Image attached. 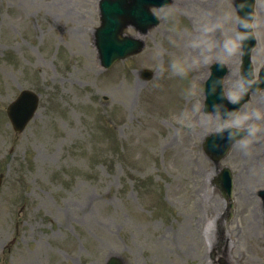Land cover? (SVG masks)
<instances>
[{
  "label": "rangeland",
  "instance_id": "374dc122",
  "mask_svg": "<svg viewBox=\"0 0 264 264\" xmlns=\"http://www.w3.org/2000/svg\"><path fill=\"white\" fill-rule=\"evenodd\" d=\"M98 1L0 0V99L20 89L41 95L21 135L1 126L7 263L105 264L117 256L123 264H264L257 196L264 189V120L250 122L258 131L247 151L235 144L220 162L234 174L233 217L224 222L213 185L219 168L202 150L222 122L202 112L201 95L195 105L192 96L183 101L192 93L189 77L177 79L171 64L193 78L212 60L208 31L227 37L236 25L228 0H174L154 9L160 23L144 50L104 72L92 46ZM253 23L258 60L264 0ZM143 69L152 72L149 80ZM255 104L264 107V91L240 113ZM177 107L182 115L174 118ZM138 133L144 144L135 147Z\"/></svg>",
  "mask_w": 264,
  "mask_h": 264
},
{
  "label": "clouds",
  "instance_id": "9594fccd",
  "mask_svg": "<svg viewBox=\"0 0 264 264\" xmlns=\"http://www.w3.org/2000/svg\"><path fill=\"white\" fill-rule=\"evenodd\" d=\"M246 0H242L241 7L245 6ZM252 24L246 18L239 19V27L245 31L252 28ZM248 36L245 32H238L236 40L243 41L246 40ZM225 47L229 53L233 52L236 47V41L229 40L226 42ZM172 67L176 71L183 72L184 69L177 62H173ZM219 67L223 68V63L219 64ZM221 84L220 90V101L213 104L212 113L213 115L220 116L222 118V123L217 125L216 132L220 135L221 139H226L229 143H235L241 149L247 151L249 144L251 143V138L254 137L258 131V127L255 124H248L253 116L256 119L261 118V113L258 110L252 112L237 113L223 107L224 103L239 104L243 95L247 93L248 88L245 86L244 82H238L234 89L226 96L222 91V81L214 82L211 89L208 90V95L216 91V84ZM252 83V81H249ZM214 226L210 221L209 225L206 226V231L208 228Z\"/></svg>",
  "mask_w": 264,
  "mask_h": 264
},
{
  "label": "water",
  "instance_id": "95a60500",
  "mask_svg": "<svg viewBox=\"0 0 264 264\" xmlns=\"http://www.w3.org/2000/svg\"><path fill=\"white\" fill-rule=\"evenodd\" d=\"M121 17H122V16H121ZM122 18H124V17H122ZM122 18H120V19H122ZM106 27L109 28V25H106ZM120 44H124V43H120ZM127 50H128V48L125 49L124 51H127ZM116 57H117V56H116ZM116 57H114V58H116ZM110 59H112V57H110L109 60H110Z\"/></svg>",
  "mask_w": 264,
  "mask_h": 264
}]
</instances>
